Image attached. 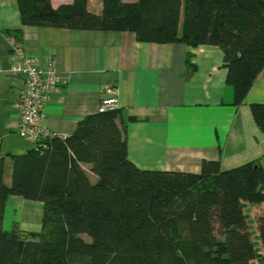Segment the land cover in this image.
Segmentation results:
<instances>
[{"label":"trees","instance_id":"obj_1","mask_svg":"<svg viewBox=\"0 0 264 264\" xmlns=\"http://www.w3.org/2000/svg\"><path fill=\"white\" fill-rule=\"evenodd\" d=\"M16 1L24 26L218 47L233 105L264 68V0H100L98 14L89 0L56 9L50 0ZM250 112L264 135V104ZM118 116L96 113L71 135L11 156L9 185L0 159V264H264V216L256 220L260 254L244 211L264 203L260 164L222 170L205 160L198 174L138 169ZM10 196L42 203L38 233L3 229Z\"/></svg>","mask_w":264,"mask_h":264},{"label":"crops","instance_id":"obj_2","mask_svg":"<svg viewBox=\"0 0 264 264\" xmlns=\"http://www.w3.org/2000/svg\"><path fill=\"white\" fill-rule=\"evenodd\" d=\"M50 2L56 9L72 0ZM101 6L100 0H89L87 10L98 14ZM12 38L43 73L55 62L59 84L43 104L39 121L53 136L71 135L96 114L101 87L109 85L118 88L117 124L126 130L127 157L138 169L198 174L205 160L218 161L222 170L252 161L264 169V135L250 112V104H264V68L245 102L233 105L218 47L142 43L130 32L24 26L17 1L0 0V159L7 185L10 157L35 146L18 134L16 104L24 80L7 72ZM261 204L256 209L244 204L252 241L260 246L256 217L264 214ZM9 212L14 213L12 229L40 231L42 203L10 196L3 229Z\"/></svg>","mask_w":264,"mask_h":264},{"label":"built area","instance_id":"obj_3","mask_svg":"<svg viewBox=\"0 0 264 264\" xmlns=\"http://www.w3.org/2000/svg\"><path fill=\"white\" fill-rule=\"evenodd\" d=\"M10 66L7 70L13 76H21L24 88L19 94L16 110L20 117L18 129L19 136L36 145L53 136L47 129L39 125L42 117L41 111L51 91L59 84L55 62L52 61L46 73H43L36 59L28 55L21 45L15 40L9 41ZM0 72L1 68H0ZM102 97L97 113L117 111L119 108L118 88L105 85L101 87Z\"/></svg>","mask_w":264,"mask_h":264},{"label":"rangeland","instance_id":"obj_4","mask_svg":"<svg viewBox=\"0 0 264 264\" xmlns=\"http://www.w3.org/2000/svg\"><path fill=\"white\" fill-rule=\"evenodd\" d=\"M127 1V0H126ZM251 205V207H252V209H256V208H258L259 207V205L260 204H250ZM262 205V204H261ZM261 207H263V205L261 206ZM249 211V210H248ZM248 211H245V213L246 214H248ZM13 215H14V213L13 212H9V214H8V216H7V222H8V224H7V229H4L5 231H12L13 229V227L12 226H10V222H12L14 219H13ZM19 216V215H18ZM260 216H264V214L262 213V214H258V216L256 217V220H257V218L258 217H260ZM25 218V217H24ZM256 226H257V222H256ZM257 232H258V228H257ZM258 236H259V234H258ZM255 246H257L258 248H256L257 249V251H258V253L260 252V251H262V247L257 243V244H255ZM253 264H256V263H253Z\"/></svg>","mask_w":264,"mask_h":264}]
</instances>
